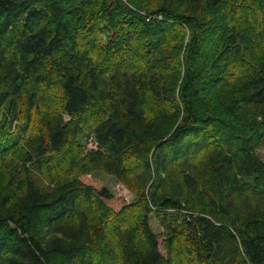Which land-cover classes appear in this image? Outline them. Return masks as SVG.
<instances>
[{"label":"trees","instance_id":"16d2710c","mask_svg":"<svg viewBox=\"0 0 264 264\" xmlns=\"http://www.w3.org/2000/svg\"><path fill=\"white\" fill-rule=\"evenodd\" d=\"M260 151L264 0H0V264H264Z\"/></svg>","mask_w":264,"mask_h":264},{"label":"rangeland","instance_id":"374dc122","mask_svg":"<svg viewBox=\"0 0 264 264\" xmlns=\"http://www.w3.org/2000/svg\"><path fill=\"white\" fill-rule=\"evenodd\" d=\"M122 1L126 2V0ZM84 145L88 150L91 148H95L94 142L90 140V137L85 140ZM260 153L262 154V158L264 159V151H260ZM84 179L86 183L91 184L96 188L106 186L113 194V198L110 203L114 208H118L124 203H130L134 200V195L130 192V190L113 176L95 171L92 174L84 176ZM150 225L155 233L161 232V227L156 219L151 218Z\"/></svg>","mask_w":264,"mask_h":264}]
</instances>
